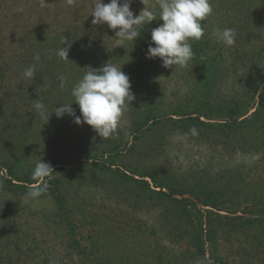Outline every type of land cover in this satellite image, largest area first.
<instances>
[{
	"label": "rangeland",
	"instance_id": "1",
	"mask_svg": "<svg viewBox=\"0 0 264 264\" xmlns=\"http://www.w3.org/2000/svg\"><path fill=\"white\" fill-rule=\"evenodd\" d=\"M46 3L0 0V264H196L201 241L207 261L264 264V0H210L192 59L169 68L146 59L158 7L134 43H118L92 24V0ZM143 7L134 0L131 10ZM217 28L234 29V45L218 42ZM64 36L70 62L56 55ZM254 53L261 64L250 67ZM108 61L130 77L135 100L105 139L52 112L75 102L83 68ZM40 159L54 169L43 183L58 191L26 198L37 182L21 179Z\"/></svg>",
	"mask_w": 264,
	"mask_h": 264
},
{
	"label": "clouds",
	"instance_id": "2",
	"mask_svg": "<svg viewBox=\"0 0 264 264\" xmlns=\"http://www.w3.org/2000/svg\"><path fill=\"white\" fill-rule=\"evenodd\" d=\"M134 0H92L91 17L93 25H107L115 33L114 40L118 43L134 41L141 36V26L150 25L157 20L162 21L151 30V40L146 53V59L160 58L162 66L187 67L194 53L191 41L200 40L205 35L202 22L213 12L210 0H158L157 5H147L146 0H141L144 5L138 15L131 10ZM46 0H40V6H45ZM212 35L218 42L225 46L235 43V30L232 28L214 29ZM62 47L57 49L56 55L64 62L68 59L72 42L65 36L61 40ZM154 45V46H153ZM40 60L39 55L34 61ZM85 72L72 87L71 95L74 103H64L56 106L52 112L60 119L65 114L73 118L78 125L90 126L101 138H115L118 128L123 120L126 109L135 100L132 93L130 77L110 61L103 63L98 68L86 66ZM36 63L25 68V79H34ZM61 88L67 77L60 75ZM79 106L80 115L72 107ZM33 109L41 120H50L47 106L40 100H33ZM51 115V116H52ZM192 136H196L195 128L189 129ZM128 133H125L127 135ZM188 133L178 139H186ZM54 171L50 163L38 160L32 171L31 178L37 183L29 188L26 198H39L47 190L44 179ZM196 264H211L206 258H199Z\"/></svg>",
	"mask_w": 264,
	"mask_h": 264
},
{
	"label": "trees",
	"instance_id": "3",
	"mask_svg": "<svg viewBox=\"0 0 264 264\" xmlns=\"http://www.w3.org/2000/svg\"><path fill=\"white\" fill-rule=\"evenodd\" d=\"M257 55H258L257 53L256 54L254 53L252 55V57H250V59L249 58L247 59L250 67L254 66V65H257V64H261L260 61L257 58ZM242 60H244V56L242 57ZM263 114H264V111L260 113V116L263 115ZM147 122H148V118H145L144 121L142 122V125L138 129H136L135 131L136 132L140 131L141 127L144 126ZM7 168H8V171H11L10 170L11 169L10 165H8ZM21 180L23 182L28 183V184H31L33 182L32 178L30 176H25ZM155 186L159 189L160 193H163L162 189L166 188L161 183H159V185H155ZM56 190L58 191L57 187L55 186V188L53 187V189H47L46 192H44V193H49L51 195H54ZM169 190L173 193L172 189H169ZM179 193H180L179 195H184V193H182V191H179ZM174 194L175 193H173L172 195H174ZM166 195L169 196V194H166ZM205 196H207V195L204 192H202V191H200V193H196L195 194V198H197L199 200L202 199V203H204V204L207 203V198H208V197H205ZM182 201L183 202L184 201L189 202L187 199H182V200L174 199V202H176V203H181ZM261 205H264V202H262ZM261 215H263V219L261 220V222H264V213L261 214ZM213 231L214 230L207 232L206 236H207L208 239H210L209 238L210 232H213ZM199 240L201 241V239H199ZM211 242H212V240H211ZM211 242L209 241V243H211ZM203 245H204L203 241L199 242V248H200L199 252L201 253V258H203ZM211 257H212L211 264H224V261L219 259V257H215V256H212V255H211Z\"/></svg>",
	"mask_w": 264,
	"mask_h": 264
}]
</instances>
